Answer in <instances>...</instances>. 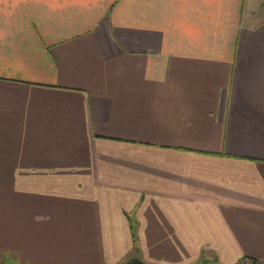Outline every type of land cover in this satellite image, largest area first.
<instances>
[{"label": "crops", "instance_id": "obj_1", "mask_svg": "<svg viewBox=\"0 0 264 264\" xmlns=\"http://www.w3.org/2000/svg\"><path fill=\"white\" fill-rule=\"evenodd\" d=\"M7 252L264 264V0H0Z\"/></svg>", "mask_w": 264, "mask_h": 264}, {"label": "trees", "instance_id": "obj_2", "mask_svg": "<svg viewBox=\"0 0 264 264\" xmlns=\"http://www.w3.org/2000/svg\"><path fill=\"white\" fill-rule=\"evenodd\" d=\"M212 262L213 263L216 262V259L212 260V259H208V258L202 257V258H200V261H199L200 264H210ZM233 264H262V263L256 257L243 256V257H241L238 261H236Z\"/></svg>", "mask_w": 264, "mask_h": 264}, {"label": "rangeland", "instance_id": "obj_3", "mask_svg": "<svg viewBox=\"0 0 264 264\" xmlns=\"http://www.w3.org/2000/svg\"><path fill=\"white\" fill-rule=\"evenodd\" d=\"M17 259H18L17 255L13 254L12 252H10V253L7 252V253L0 254V264H20ZM199 260L194 261L191 264H200Z\"/></svg>", "mask_w": 264, "mask_h": 264}, {"label": "water", "instance_id": "obj_4", "mask_svg": "<svg viewBox=\"0 0 264 264\" xmlns=\"http://www.w3.org/2000/svg\"><path fill=\"white\" fill-rule=\"evenodd\" d=\"M125 264H152V263L146 262L138 257H133L130 260H128Z\"/></svg>", "mask_w": 264, "mask_h": 264}]
</instances>
